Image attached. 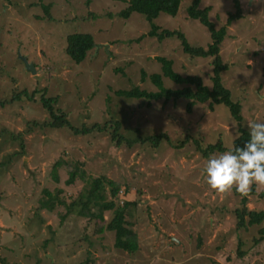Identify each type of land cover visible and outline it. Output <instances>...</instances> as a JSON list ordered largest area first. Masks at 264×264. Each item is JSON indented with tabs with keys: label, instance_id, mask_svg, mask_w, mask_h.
<instances>
[{
	"label": "rangeland",
	"instance_id": "obj_1",
	"mask_svg": "<svg viewBox=\"0 0 264 264\" xmlns=\"http://www.w3.org/2000/svg\"><path fill=\"white\" fill-rule=\"evenodd\" d=\"M237 1L241 17L230 25L234 0H201L199 9L210 8L215 30L226 29L219 57L228 69L221 82L239 103L241 126L248 130L246 122L264 121V0ZM190 3L181 0L175 17L161 13L153 23L206 49L210 33L188 18ZM127 6L128 0H0V264H264V240L255 243L263 224L239 228L235 216L243 207L264 211V188L253 185L243 197L235 189L220 194L206 183L211 155L204 158L200 149L219 141L230 149L239 136L229 110L210 108L209 101L187 110L186 99L116 94L159 92L153 74L164 89L184 87L163 76L158 58L211 89L213 58L190 57L176 38L139 39L150 24L137 13L119 18ZM72 34H90L94 41L78 64L65 52ZM23 91L32 99L14 101ZM42 96L57 99L53 110L72 127L102 130L75 135L51 127ZM159 135L165 138L156 147L137 141ZM72 167L86 179L67 185ZM101 177L120 186L119 205L137 203L125 217L137 237L134 253L114 247V232L106 230L113 211L100 221L79 217V207L67 208L86 196L90 179ZM46 192L56 198L51 211L41 207L49 200ZM103 195L110 200L106 183ZM96 225L101 232H94Z\"/></svg>",
	"mask_w": 264,
	"mask_h": 264
},
{
	"label": "trees",
	"instance_id": "obj_2",
	"mask_svg": "<svg viewBox=\"0 0 264 264\" xmlns=\"http://www.w3.org/2000/svg\"><path fill=\"white\" fill-rule=\"evenodd\" d=\"M120 1V0H118ZM181 0H128V6L122 10L118 17L124 20H127L131 14L137 13L145 18V20L150 24V31L141 36L139 39L144 37L155 38L157 41L161 42L165 39L176 38L180 41L182 45L183 52L188 54L190 57L194 58H213L212 67H213V76L211 78L212 88L209 89L202 84V81L199 77L187 76L181 77L180 75L174 73L171 68V61L165 60L163 58H158V61L162 65L163 76L167 77L175 84L185 85L178 90L164 89L161 85V76L158 74H153L150 76L153 84L159 89V92L152 93L141 91L137 88L129 91H118L116 94L120 97H125L128 99H143V100H161L165 101L169 99H186L190 101L187 106V110L196 104H203L209 101L210 108L213 105H223L225 106L234 119L235 122L239 124L238 133L239 136L234 140V145L236 147H242L245 142L249 139L248 130L244 129L241 126L242 116L240 115L241 107L239 103L233 102L231 100L230 92L223 86L221 82V73L225 72L228 69L226 64H223L219 57V45L225 37L226 29L223 27L219 30H215L213 24L208 20V13L210 8L199 9V4L201 0H191L190 5L186 9L188 18L198 21L203 27H205L210 33L212 42L208 45L206 49L202 47H193L188 44L184 35L180 32L161 30L157 25L153 23L158 16L163 13L170 17H175L178 13ZM236 13L230 15L227 24L230 25L233 20H237L241 17L240 5L237 0H234ZM95 18V16H94ZM138 39V40H139ZM66 55L75 63L82 62L88 51L93 49L94 41L90 34H72L67 36L66 39ZM142 79L145 77V73H141ZM192 86L194 89H192ZM26 97L31 100L33 97L32 94H27L26 91H23L19 94H16L13 97V100H19L21 97ZM57 101L56 98H44L41 97V103L43 108L47 109L50 113L52 122L51 127L54 128H69L75 135L86 134L91 132L93 129L101 131L102 129L99 126H93L91 129L79 130L70 125V123L65 119V116L57 115L56 111L53 110V103ZM2 106V104H1ZM60 113V112H58ZM118 128V123H115ZM117 130V129H116ZM117 137L114 133L113 139H117V145L120 144L121 137ZM165 138V136L159 135L155 137L148 138H137V141L140 142H150L153 146H158L160 141ZM136 141V140H134ZM226 149L222 146V143L219 141L214 145H209L205 149H200L202 156L208 158L214 153H222ZM62 162H57L53 168V180H57L55 169L57 166L61 165ZM76 178L81 180L86 179L84 172L80 171L78 167H72L69 170V178L66 181L67 185H70L74 182ZM107 184L110 188V200L106 201L103 195L104 184ZM90 187L87 191L86 196L81 195L77 202H73L67 206L68 210H72L74 207H79L77 215L82 218L88 219H97L103 220V213L106 211H113V218L106 225V230L109 232H114L115 240L114 247L118 250L127 253H134L137 251V237L136 234L129 228L131 225L126 221V209L129 206H135L136 202H123L121 205L117 203L118 194L120 191V186L110 180H107L105 177L90 179ZM250 193H253L251 191ZM49 200L47 202H41V207L52 210L53 202L55 197L47 193ZM264 195V192L261 193V196ZM246 199L243 198L242 204L244 205ZM235 216L237 219V226L249 227L254 225L263 224L262 228L259 230L260 237L255 240V243L264 240V211L255 212L249 211L245 207L242 209L235 210ZM244 216L248 217L247 222L244 221ZM102 227L96 225L95 233L101 232Z\"/></svg>",
	"mask_w": 264,
	"mask_h": 264
},
{
	"label": "clouds",
	"instance_id": "obj_3",
	"mask_svg": "<svg viewBox=\"0 0 264 264\" xmlns=\"http://www.w3.org/2000/svg\"><path fill=\"white\" fill-rule=\"evenodd\" d=\"M238 128V123H233ZM249 139L242 147L232 148L211 155L205 164V177L208 186L227 194L233 189L246 197L253 185L264 188V121L246 122Z\"/></svg>",
	"mask_w": 264,
	"mask_h": 264
},
{
	"label": "water",
	"instance_id": "obj_4",
	"mask_svg": "<svg viewBox=\"0 0 264 264\" xmlns=\"http://www.w3.org/2000/svg\"><path fill=\"white\" fill-rule=\"evenodd\" d=\"M23 62H25L27 70L31 71L32 73H35L34 68H33L32 65L28 64L25 60H23Z\"/></svg>",
	"mask_w": 264,
	"mask_h": 264
}]
</instances>
